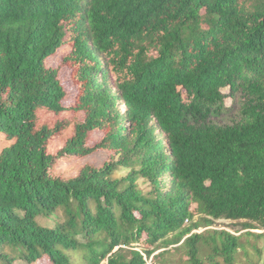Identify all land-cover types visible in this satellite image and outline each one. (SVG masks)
<instances>
[{"label":"trees","instance_id":"16d2710c","mask_svg":"<svg viewBox=\"0 0 264 264\" xmlns=\"http://www.w3.org/2000/svg\"><path fill=\"white\" fill-rule=\"evenodd\" d=\"M0 140V264H236L239 236L187 223L264 229V0H0Z\"/></svg>","mask_w":264,"mask_h":264},{"label":"rangeland","instance_id":"374dc122","mask_svg":"<svg viewBox=\"0 0 264 264\" xmlns=\"http://www.w3.org/2000/svg\"><path fill=\"white\" fill-rule=\"evenodd\" d=\"M66 52L65 50L60 51L57 55H55L51 61L52 65H58L60 63V59L62 55ZM63 77L69 79L70 70L68 68L63 69ZM66 90L71 92L73 87L68 83H65ZM227 89H224V92H227ZM226 105L228 109L225 113L220 115L215 120L220 122H232L238 117V106L236 104V100L232 96H228L225 99ZM41 120H45L50 113L43 115L42 112L39 113ZM65 134H71L70 131L65 132ZM0 145H2V140H0ZM111 157L108 156L106 151L95 152L90 155L83 156L78 159L71 160L69 162L62 163L59 166L60 171H69L72 168H79L80 166L91 163L96 166H102L106 160H109ZM129 168L125 166H121L116 174L117 176L126 175L129 172ZM140 187L147 191L151 189V184L149 181L141 178L139 180ZM195 207V216L192 222H188L187 225L191 223H197L199 227L195 229L194 233H207L208 231L213 230H227L231 233L240 237V248L236 254V264H255L262 262L264 259V229L258 228H246L244 226L245 220L233 221L227 219H217L212 224L206 223V216L198 211L197 205ZM63 215L60 210H58L51 217H38L37 220L41 225L44 226H53L57 220L62 219ZM182 242L178 244L168 245L165 242H162L157 246V250L154 252L153 256H156L154 264H190L189 257L187 255L186 249L181 245ZM135 244L131 246H125L124 250L129 251ZM209 249L205 246L201 248V260L203 264H212L208 260ZM81 255H77L76 258H80ZM151 260H148L149 264ZM15 264H31L23 260H17ZM106 264V261L103 263Z\"/></svg>","mask_w":264,"mask_h":264}]
</instances>
